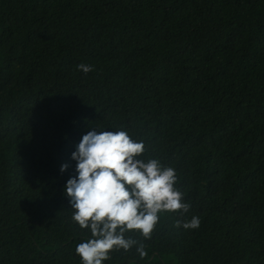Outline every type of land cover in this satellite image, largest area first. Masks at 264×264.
I'll use <instances>...</instances> for the list:
<instances>
[{"label":"trees","instance_id":"1","mask_svg":"<svg viewBox=\"0 0 264 264\" xmlns=\"http://www.w3.org/2000/svg\"><path fill=\"white\" fill-rule=\"evenodd\" d=\"M92 127L191 205L103 264H264V0H0V264H81L64 185Z\"/></svg>","mask_w":264,"mask_h":264},{"label":"clouds","instance_id":"2","mask_svg":"<svg viewBox=\"0 0 264 264\" xmlns=\"http://www.w3.org/2000/svg\"><path fill=\"white\" fill-rule=\"evenodd\" d=\"M77 70L87 74L93 66L80 63ZM146 151L143 141L134 140L127 131H106L92 127L75 146L71 159L76 175L64 185L73 213L71 220L88 229L91 238L78 243L76 253L81 264H103L111 253L136 247L144 257L145 244L126 238L136 230L149 240L160 214L182 211L191 205L176 186L178 175L171 166L158 159H140ZM69 165L62 164L65 172ZM199 216L176 222V227L194 230L200 227Z\"/></svg>","mask_w":264,"mask_h":264}]
</instances>
